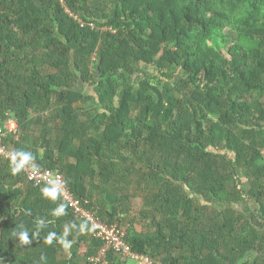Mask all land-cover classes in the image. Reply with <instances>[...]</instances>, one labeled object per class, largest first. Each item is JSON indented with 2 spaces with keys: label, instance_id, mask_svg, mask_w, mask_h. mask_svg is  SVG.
<instances>
[{
  "label": "trees",
  "instance_id": "16d2710c",
  "mask_svg": "<svg viewBox=\"0 0 264 264\" xmlns=\"http://www.w3.org/2000/svg\"><path fill=\"white\" fill-rule=\"evenodd\" d=\"M141 67L157 69L168 81L179 72L183 79L175 88L148 76L139 83ZM81 83L94 87V97L76 88ZM89 103L92 108H83ZM49 110L55 115L43 117ZM31 111L47 130L40 134L42 155L24 144ZM134 114L139 121L130 119ZM212 115L219 121H208ZM82 116L88 126H80ZM11 118L22 134L19 141L7 139L10 147L64 174L80 199L89 200L85 182L96 161L109 171L106 183L126 161L105 160L106 148L129 149L130 161L149 167L147 153L137 157L146 146L163 161L162 175L146 182L195 184V193L183 200L152 194L147 205L163 222L150 216L153 230L142 235L128 229L133 251L153 264H264V0H0V124ZM56 122L61 126L47 127ZM60 132L53 153V135ZM70 159L75 161L66 163ZM24 181L0 158V263L62 264L64 237L75 247L72 261L63 264H88L79 256L80 244L90 245L92 257L103 242L92 238L89 226L80 233L85 222L59 197L45 198L44 187L14 188ZM121 182L129 186L132 180ZM244 193L257 204L255 217L229 206ZM60 204L66 215L54 216ZM88 208L109 224H123L118 205L111 212L91 202ZM41 219L45 227L33 237ZM66 223L71 237L63 232ZM23 230L31 244H21ZM51 232L56 238L47 244ZM109 262L125 264L114 252Z\"/></svg>",
  "mask_w": 264,
  "mask_h": 264
},
{
  "label": "rangeland",
  "instance_id": "374dc122",
  "mask_svg": "<svg viewBox=\"0 0 264 264\" xmlns=\"http://www.w3.org/2000/svg\"><path fill=\"white\" fill-rule=\"evenodd\" d=\"M59 2V0H57ZM104 1V0H102ZM108 1V0H105ZM62 5V7L64 8V10L66 11L68 8L66 6V3L61 2L60 3ZM113 8V5H110V9L111 10ZM70 12V11H69ZM71 13V12H70ZM67 14V13H66ZM74 18L76 19V17L74 16ZM76 20H82V19H76ZM82 22V21H80ZM94 27V26H93ZM111 31V29L109 28H104L103 32H109ZM227 35H229V33H226ZM224 54L227 56V53L224 51ZM93 61H95V56H93ZM90 71L91 73L94 75V71H95V64H91L90 65ZM139 73H143L141 75H137L136 80H139L138 78H140V80L138 81L139 83L142 82L143 76H148L150 79H157L158 81L163 82L164 84H168L170 83L172 88H175L177 86H179L181 80L183 79V75L179 72L177 73L171 81H168L166 78H164L162 76V74L160 73V71H158L157 69H153V68H148V69H144L143 67H141V69L139 70ZM80 82V81H79ZM78 90L82 91L83 89H87V90H83L84 92L88 91V94L92 95L94 97V87L91 86L90 84H87L86 86H82V83L79 84ZM96 99V97H95ZM116 105H118V99L115 102ZM93 104L89 103L88 105H85L83 108L85 109H89L92 108ZM103 111H101L102 113ZM13 114V112H11ZM14 115V114H13ZM55 115L53 110H49L47 113H45L43 115V117L46 118H51ZM12 116V115H11ZM15 116V115H14ZM12 116V117H14ZM96 116V112H94L92 114V117L95 118ZM39 115L36 111H31L30 112V117H29V121H30V125L29 128L27 130V133L25 134V142L24 144L27 146L31 145V147L33 146V148L35 147V149L37 150V152L39 153V155H42L46 149L45 147L41 146L42 142H41V136L40 134H42L43 132L47 131L46 129H44V127L42 126L41 122H38L39 120ZM43 117H40V120H43ZM219 117L220 115H212L208 118V121L211 122H218L219 121ZM140 116L137 114H134L131 116V120L133 122L135 121H139ZM87 118L82 116V119H80L79 124L80 126L85 125L88 126L89 122H86ZM8 120H16L14 118L8 119ZM17 121V120H16ZM19 122V121H18ZM60 122H56V124H52V123H48L47 127H50L51 129L54 128L55 126H61ZM20 125V123H19ZM100 125V124H98ZM102 129H104V127H102ZM101 129V130H102ZM21 133H22V129L20 128ZM62 137V132L60 133H55L53 135V139H54V147L56 145L57 147V143L61 140ZM77 145H80L79 142L76 143ZM13 146V145H12ZM53 146L50 148L51 152L52 149L54 148ZM55 147V149L53 150V153L57 150V148ZM33 148H31L33 150ZM30 150V151H32ZM48 152V151H47ZM219 153H221L222 155L227 156V158H231V154H227L225 152V150L220 149L218 150ZM147 153L149 155V159L150 161V165L149 167H146V163L142 162L140 160H132L130 161V157H131V150L129 149H124L122 151H117V150H112L110 148H106L104 150V157L105 160L110 161V160H115V159H119V158H124L126 159V161H122V163H119L118 168L117 169V174H114L111 177L110 181H105L104 177L107 176V174H109V171H103L104 169L102 168H98L97 164L99 163L98 161H96L94 163V167L93 168V175H90L89 177H87L86 182H85V187L88 191L89 194V202L92 203V205H94V207L100 208V206L104 207V209L106 211H112L113 208L115 206H119V210H120V218L121 221L123 222L122 225L123 227H125L128 231V229H130L129 231H135L137 233H139L140 235L142 234H146L147 232L153 230V229H149V225L151 222V217L150 216H154L155 217V221H160L163 222V217H161L160 215H157L156 213L151 212L152 208L149 207V205H147V198H151L154 195H161L163 197H167L170 198L172 200H183V199H187L188 197L192 196V194L195 193V189L196 186H194L195 184L191 183V185H187L185 184L182 180L177 179V181H168L167 183L163 184L162 186L155 184L153 181L151 182H146V178H150L153 175H155L156 173H158L160 171V175H162L163 172V161L162 159H160L157 155H154L153 153H151L150 149H148L146 146H142L139 153L137 154L138 159L143 157V154ZM54 161H56L54 163V165L59 166V163L57 162V159L54 158ZM75 161L73 159L70 160H66V163H70ZM129 161V162H128ZM98 162V163H97ZM104 165H107L108 162L104 161L103 162ZM118 163V162H116ZM104 176V177H103ZM123 177H126L129 180H132V183L128 186L125 185V183H122L121 181L123 180ZM239 176H236V181L238 179ZM29 182H22L21 184H16L14 185V188L16 187H20L24 190L29 189L30 185H28ZM243 187H245V185L239 184L237 187V191L239 192H243ZM110 195H115L116 197H118L120 199V203H114L111 201V199L108 197ZM240 201L239 202H233L231 205L236 211H240V212H244L246 217H250L253 216L255 217V215H257V204L250 200V199H246V194L244 193V195H242V197H240ZM218 206V205H216ZM228 205H223V206H218L221 208H226ZM97 211V209H96ZM98 212V211H97ZM209 215H211V217L215 214L210 211H208ZM147 216V218L142 219L143 217ZM143 216V217H142ZM109 219V218H108ZM103 220V219H102ZM119 224V223H118ZM68 229V233L66 236L70 235V237L72 236V232L70 230V224L66 223L64 225L63 228V232L65 234V229ZM76 238V235H73V239ZM75 247V246H74ZM73 245H71L70 243H67L64 245V250L59 254V261L60 263H66V261H72V257H71V251L74 248ZM90 252V245L88 243H81L79 246V256L82 260V263L84 262V260L87 258L86 262L89 264L87 255ZM25 255V252H23ZM135 264H142L141 262H132ZM0 264H10L9 261L3 260ZM158 264V263H155Z\"/></svg>",
  "mask_w": 264,
  "mask_h": 264
},
{
  "label": "built area",
  "instance_id": "2783aa9c",
  "mask_svg": "<svg viewBox=\"0 0 264 264\" xmlns=\"http://www.w3.org/2000/svg\"><path fill=\"white\" fill-rule=\"evenodd\" d=\"M66 13L74 18V15L66 10ZM19 122L8 120L0 124V158L10 163V154L14 151L6 142L9 137L19 141L21 138ZM36 169L25 167L21 174L26 181L34 187H51L52 182L59 185V195L62 203L70 210L73 216L85 222L91 229L92 238L103 242V246L97 253L88 258L89 264H110L109 254L114 252L122 262H141L142 264H153L149 257L139 255L133 251L127 241V229L115 223L109 224L102 220L96 209L88 208L89 201L78 198L68 185L66 176L55 169H50L36 164Z\"/></svg>",
  "mask_w": 264,
  "mask_h": 264
},
{
  "label": "clouds",
  "instance_id": "9594fccd",
  "mask_svg": "<svg viewBox=\"0 0 264 264\" xmlns=\"http://www.w3.org/2000/svg\"><path fill=\"white\" fill-rule=\"evenodd\" d=\"M35 157L33 154L29 151L24 150H14L10 154V167L11 172L13 175L18 174L21 172L22 169L25 167H30L33 170L36 169V165L34 163ZM42 194L45 198H48L52 201H55L58 198L59 195V185L56 184V182H52L51 187H44L42 190ZM54 216H62L66 215L65 206L63 204H60L56 209L53 211ZM45 227V221L43 219L39 220L37 222L36 231L32 234L33 237L38 236L40 233V230ZM73 228L76 227L75 224L72 225ZM88 229V225L86 223H81L79 225V232L84 233ZM68 233V229H65V236ZM19 240L21 244L28 245L31 244L32 241L29 239V232L27 230L20 231L18 233ZM56 238V233L51 232L47 235L45 242L47 244H51L53 242V239ZM59 242L61 244H67L68 242L64 239V237H61Z\"/></svg>",
  "mask_w": 264,
  "mask_h": 264
},
{
  "label": "crops",
  "instance_id": "0c3cea01",
  "mask_svg": "<svg viewBox=\"0 0 264 264\" xmlns=\"http://www.w3.org/2000/svg\"><path fill=\"white\" fill-rule=\"evenodd\" d=\"M125 264H135V263H132V262H124Z\"/></svg>",
  "mask_w": 264,
  "mask_h": 264
}]
</instances>
